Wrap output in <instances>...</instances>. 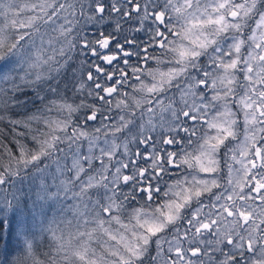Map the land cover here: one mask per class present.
Instances as JSON below:
<instances>
[{
	"label": "snow or ice",
	"instance_id": "obj_1",
	"mask_svg": "<svg viewBox=\"0 0 264 264\" xmlns=\"http://www.w3.org/2000/svg\"><path fill=\"white\" fill-rule=\"evenodd\" d=\"M25 11L32 15L15 18ZM61 16L62 46L53 49L63 59L60 67L70 68L74 54L90 65L86 80L72 75L63 87L36 71L55 56L45 59L29 47L42 24ZM106 16L133 21L132 34L117 20L115 32L97 28L87 38L84 28ZM141 59L166 62L167 71L142 69ZM121 61L123 68L106 70ZM142 75L153 82L144 83ZM102 77L132 92L105 86ZM97 102L107 115L100 113L105 119L94 133L73 123L78 109L90 112L85 124L96 121ZM29 105L36 111L17 118ZM53 108L67 117L45 118ZM42 119L51 131L33 133L36 151L21 146L16 167L0 172V187L31 165L47 177V194L91 205L100 226L102 213L135 224L122 225L128 237L110 236L119 245L110 259L89 255L86 246L68 247L56 237L54 219L46 229L54 241L46 259L38 260L37 243H29L12 264H264V0H31L22 7L0 0V123L14 130ZM173 169L175 184L161 187ZM138 197L144 200L139 208L133 206ZM155 198L162 203L152 208ZM69 207L76 205L67 203L64 211Z\"/></svg>",
	"mask_w": 264,
	"mask_h": 264
},
{
	"label": "rangeland",
	"instance_id": "obj_2",
	"mask_svg": "<svg viewBox=\"0 0 264 264\" xmlns=\"http://www.w3.org/2000/svg\"><path fill=\"white\" fill-rule=\"evenodd\" d=\"M11 2L22 7L25 3L31 2V0H2V3L5 6ZM57 2H59V0H57ZM51 11L52 9H48L49 14ZM22 13L25 14L27 11ZM15 18L22 19L20 16ZM54 20L55 23L49 21L46 24H42L39 32L33 35L34 47L31 43L29 44L33 53L39 51L45 59L48 56H59L53 51V49H59L62 46L61 26L64 25V19L63 16H61L60 19H55L54 17ZM249 23L250 27L255 26L254 22ZM248 34H250V32L246 29L244 35L246 36ZM172 38L173 37H169V39ZM50 62L47 65L39 67V72L45 73L49 69ZM166 71L167 68L165 69V72ZM157 79H159V76H157ZM141 80L149 85L153 82L151 76H147V78H142ZM136 84L139 86L138 82H136ZM119 98L120 97L117 98L116 96V99ZM232 108L233 111L237 110L235 105H232ZM101 120L102 119L97 117L96 121H90L89 123L93 124L94 128H90L87 131L91 132L93 129L100 127ZM238 122L240 124V138L242 140V113H238ZM58 131L61 132L60 130ZM81 144L83 146L82 150L86 151L88 146L87 141L82 140ZM95 151L96 150L94 149V152ZM68 163H71L70 159ZM94 163L99 166L100 161H94ZM84 166L87 168V164ZM175 173L176 170L173 169L169 175L165 176L158 182L159 185L164 187L165 184H175ZM200 176L207 177V174L201 173ZM6 179L7 184L0 187V221L4 223L8 222V220H15V232L19 238V245L16 247V250L7 257L11 263L22 251L25 250L27 244L37 243L38 245L39 241L44 238H48L53 242L52 233H47L46 229L54 219L56 222L52 224V227L56 229L55 235L68 247L80 248L81 246H86L87 249H89V255L95 253L96 256H104L105 253H108L110 259H115L110 256V250L119 247L117 241L112 240L110 236L119 234L128 237L130 236V232L126 231L122 225L126 224L128 225V228L131 229L135 224V221L133 220L130 222L127 216L121 217L120 223H117L115 220H109V213H102L100 219H103L105 222L103 226H100L95 211H92L91 205H88L87 208H85L83 205H80L78 201L72 200L61 203L63 199L62 197L57 199L56 197L47 194L44 189V184H42V181H46L47 177L36 169H34V171L27 177H7ZM51 190L54 191L55 189ZM176 191H179V188H177ZM91 198L95 200L96 197L92 196ZM155 199L152 208H155L162 203L159 198ZM137 200H139V198H137ZM67 203L68 205H76V207H69L64 211ZM143 204L144 200L141 201V204L134 207L139 208ZM129 211H131V209H129ZM148 211H151V208L148 209ZM105 229H107V231H105ZM37 248L38 247L35 249V254L38 259ZM92 258L95 259V257ZM77 264H82V262L77 261ZM83 264H86V262H83Z\"/></svg>",
	"mask_w": 264,
	"mask_h": 264
},
{
	"label": "trees",
	"instance_id": "obj_3",
	"mask_svg": "<svg viewBox=\"0 0 264 264\" xmlns=\"http://www.w3.org/2000/svg\"><path fill=\"white\" fill-rule=\"evenodd\" d=\"M104 3L107 5L110 3V0H104ZM134 7V6H133ZM126 10L127 7H126ZM30 15H32L31 12L27 13H20V17H22L23 20L27 19ZM13 17H9V19H12ZM25 18V19H24ZM119 20L124 34L131 35L132 34V29L135 27L133 21H125L123 19H120L117 16H106L105 20L101 25H92L88 24L84 28V33L87 35V38L91 39L95 34H97V28L100 30L104 31L106 34L107 33H113L116 31L115 29V24ZM133 20H135V16H133ZM15 31H31L30 29H15ZM36 33H33V35ZM117 36L119 37L121 34L116 33ZM137 35L140 38H143L142 33H137ZM154 55H158V50L157 52L153 53ZM132 64L137 63L136 57H133L130 61ZM98 63V62H97ZM63 64V59L59 56L55 57L54 60L50 62L49 69L45 72V74L55 77L56 79L52 81L53 83L59 82L61 84V87L64 86L65 82L72 76L75 75L77 79H79L81 76H83V79L86 80L87 78V69L90 67L89 64L85 62V58L83 56H79L78 58L75 57L74 54V59L70 61L71 67L69 68L67 65L64 67H60V65ZM139 66L143 68H148L151 67L153 70L158 69L161 72H165V69L167 68L166 63L157 65L155 61H149L148 64H145L143 59L140 60ZM123 68V63L122 61L118 64H114L113 66H107L105 65V68L107 71L114 72L115 69ZM58 69V71H57ZM37 72H39V69H36ZM94 72V69H93ZM129 72L131 70L129 69ZM149 77V76H148ZM142 78H147V75H142ZM116 79H119V73H116ZM101 84L105 86H111L117 87L118 92L123 93V92H132V89L128 86L125 85L123 88H121L119 85H116L113 82H106V78H101L99 81ZM137 81L135 80V77H132L130 83H136ZM69 96L74 95L73 93L69 92L66 93ZM31 95V93H29ZM116 96V94H113ZM120 96H117V98ZM82 98V97H81ZM50 100H55L56 97L52 96L49 97ZM92 97L88 98L87 102H91ZM71 102V101H69ZM80 101L77 100L76 103L78 104ZM115 101H113V104ZM36 104L39 105V101H36ZM100 103L97 102L96 104V112H97V117L99 119H105L104 116H101L100 113L104 112L105 115H107V106L106 109L101 108ZM75 106V105H74ZM36 109L32 106L29 105L28 112L25 116L23 117H17L21 118L24 120H27V117L32 115ZM67 112H61L58 113L55 108H53L51 111L46 112L45 118L50 119L52 121L56 120H63L67 117ZM90 115V112L88 109H78L75 113L72 114L71 120L73 121L74 124L79 125L82 130H89L90 128H94L93 124L87 123L85 124V116ZM72 126L70 125L67 131L71 132ZM51 129L43 123V119L39 122L33 121L30 124H22L18 126L16 129H12L10 127H6L3 123H0V172L5 171L8 167L9 164L11 163L12 167H16V159L20 156V151H21V146H23L27 151H36L39 147V145L32 139L33 133H36L39 135L40 133L47 134L50 132ZM92 133L95 132V129L91 131ZM55 135H63L62 132H59L58 130L55 131ZM43 138V137H41ZM9 153H11V160L9 157ZM35 168H33L31 165L26 167L23 170L18 171L17 175H10V178L14 177H19L23 178L24 176L27 177L29 174H31L34 171ZM139 198V197H138ZM140 200V201H139ZM139 200L133 201V206L141 204L142 199L139 198ZM156 200V199H154ZM153 202L151 201L148 202L149 204L153 205ZM124 217V216H122ZM15 220H8V222L2 223L0 221V264H12L7 257L13 253V251L16 250V247L19 245V238L16 235L15 232ZM54 244V241L52 242L48 238H44L41 241H39L37 245V257L38 260H44L46 259L45 253H47L52 245Z\"/></svg>",
	"mask_w": 264,
	"mask_h": 264
}]
</instances>
